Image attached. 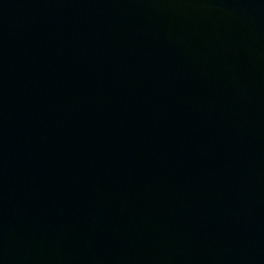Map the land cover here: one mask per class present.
I'll return each instance as SVG.
<instances>
[{"label":"water","instance_id":"1","mask_svg":"<svg viewBox=\"0 0 264 264\" xmlns=\"http://www.w3.org/2000/svg\"><path fill=\"white\" fill-rule=\"evenodd\" d=\"M0 264H264V0H0Z\"/></svg>","mask_w":264,"mask_h":264}]
</instances>
